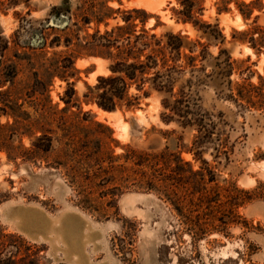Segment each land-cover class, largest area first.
<instances>
[{
	"label": "rangeland",
	"instance_id": "rangeland-1",
	"mask_svg": "<svg viewBox=\"0 0 264 264\" xmlns=\"http://www.w3.org/2000/svg\"><path fill=\"white\" fill-rule=\"evenodd\" d=\"M0 1V35L9 41L5 58L0 60L17 61L19 72L11 93L20 98L22 109L38 116L31 90L33 72L42 61L52 60L54 54L74 57L78 72L69 82L75 90L74 101L81 106L78 109L71 104L64 116L60 114L68 133H75L73 144L66 132L58 128L61 121L57 123L54 117L49 124L53 138L49 152L36 154L32 161L18 158L16 162L0 152V264H264V108L244 109L230 102L213 101L211 93L204 96L205 107L224 113L232 151L229 158L223 154L215 156L213 144L204 151L203 158L215 174L210 193L216 190L215 184L219 186L220 197L213 204V211L224 213L229 223L223 231L211 230L200 239L186 230L161 195L140 188L137 183L124 182L127 170L98 171L95 161L87 157L93 149L84 148L83 143L95 144L99 137L103 141L100 155H107L110 150L121 155L127 147L152 146L161 151L168 145L171 150L180 151L194 169L201 165L189 151L194 130L161 121L159 94L152 93L136 108L114 111L83 102L86 85H93L98 75L109 72V61L96 55L103 49L87 42L96 28L101 32L110 29L120 21L122 13H112L115 18L107 19V25H97L94 19L84 23L85 16L90 18L102 5L113 9L143 7L151 14L146 27L159 22L156 33L172 30L190 39L200 37V32L189 24L176 22L172 13L175 0ZM11 2L16 4L9 5ZM54 6L68 8L69 12L55 13ZM204 8L202 18L217 23L225 36L222 44L202 38L209 43V51L217 54L219 48H226L233 58L242 61V69L249 66L233 78L250 77L257 83L258 75L264 74V52L256 54L248 43L232 38L233 30L248 28L251 19L244 20L232 3L228 9H221L216 0H205ZM254 14H259L258 22L264 25V0L263 9ZM50 23L54 28H43ZM66 24L68 27L61 30ZM42 34L46 41L42 48L24 44H38ZM67 39L71 42L68 46L64 44ZM13 54H31L24 55L31 60L18 61ZM47 85L51 102L57 103L58 109L63 108L60 96L64 95L67 82L54 77L51 82L47 80ZM45 101L42 98L41 102ZM6 120L0 116L1 123ZM99 122L111 131L98 126ZM33 139L24 135L21 141L31 147ZM172 139L177 140V146ZM13 144H17L16 138ZM116 163L126 162L120 158ZM109 172L122 179L109 182ZM236 197L243 200L237 207L232 205Z\"/></svg>",
	"mask_w": 264,
	"mask_h": 264
},
{
	"label": "trees",
	"instance_id": "trees-1",
	"mask_svg": "<svg viewBox=\"0 0 264 264\" xmlns=\"http://www.w3.org/2000/svg\"><path fill=\"white\" fill-rule=\"evenodd\" d=\"M204 2L205 0H175L176 6L172 8L176 22L189 24L200 32V37L194 39L180 31L156 33L159 22L146 27L151 14L143 7L113 9L102 5L90 18L85 16L83 19L84 23L94 19L97 25H107V19L115 18L112 13H122L120 21L110 29L101 32L96 28L91 40L87 42L103 49L104 52L96 55L109 61V72L98 75L93 85H86L83 102L96 105L105 111H114L122 107L136 108L152 93L159 94L161 121L166 125L174 123L182 129L194 130L189 151L195 159L201 161V165L194 169L190 161L183 159L180 151L171 150L168 145L161 151L152 146L145 149L127 147L121 155H114L113 150L107 155H100L103 141L99 137L95 144V141H90L91 146L83 143L84 148L93 149L87 156L88 159L95 161L98 171H106V168L127 170L125 177L123 175L124 182L137 183L138 187L142 186L161 195L195 239L205 237L211 230L223 231L229 223L225 220L224 213L215 214L213 211V204L220 197L217 191L219 186L215 184L213 188L216 190L210 193V184L215 181V174L204 160L203 154L208 145L213 144L215 156L223 154L225 158H229L232 151L228 144L230 132H225L224 113L221 110L214 112L212 108L204 106L205 94L211 93L213 101L230 102L244 109L264 108V74L258 75L257 83H253L250 77L234 79L236 72L241 75L249 66L242 69V61L233 58L226 48H219L217 54L209 51V43L206 41L222 44L225 36L217 23L202 18ZM231 3L244 20L251 19L248 28L240 31L234 29L232 38L248 43L256 54L264 52V25L258 22L259 14H254L255 10L260 12L263 9V0H216L221 9H228ZM14 4L16 2L9 5ZM52 11L69 12V9L54 6ZM67 27L66 24L61 30ZM43 28L54 27L47 24ZM204 37L206 41L202 40ZM0 43L2 59L9 48V41L0 35ZM37 43L24 44L42 48L46 44L43 34ZM70 43L68 39L64 42L66 46ZM24 55L31 54H13L18 61L29 62L31 58ZM52 60L42 61L33 72L31 90L34 94V110L38 115L36 117L22 109V104L18 102L20 98L12 96L11 85L19 72L17 61L5 63L0 60V116L7 118L5 123L0 122V152H4L9 161L16 162L18 158L32 161L36 154L49 152L53 143L52 129L49 128L51 120L55 117L57 123L60 124V120L61 124H65L60 114L64 116L71 104L81 108L80 103L74 101L75 90L72 82H69L78 72L74 67V57L54 54ZM54 77L67 82L64 95L60 96L64 103L61 109L49 97L47 80L51 82ZM7 84L10 86H6ZM42 98L46 99L45 103L41 102ZM61 124L58 128L66 132L67 139L73 144L75 133H68V126ZM97 125L111 131L109 126L101 122ZM24 135L33 136L31 147L23 145L21 138ZM14 137L17 140L16 145L13 144ZM172 141L177 146V140ZM120 158L130 165L116 163ZM109 173L112 175L109 182L115 183L122 179L117 178L115 172ZM241 202L243 200L236 197L232 205L237 207Z\"/></svg>",
	"mask_w": 264,
	"mask_h": 264
},
{
	"label": "bare ground",
	"instance_id": "bare-ground-1",
	"mask_svg": "<svg viewBox=\"0 0 264 264\" xmlns=\"http://www.w3.org/2000/svg\"><path fill=\"white\" fill-rule=\"evenodd\" d=\"M137 1H138V0H137ZM141 1L144 2V0H141ZM141 1H140V2H141ZM150 1H151V0H150ZM152 1H153V2L155 1V2H156V0H152ZM152 1H151V2H152ZM135 2H136V1H135ZM163 2H164V1H163ZM163 2H162V3H163ZM147 3H149V2H147ZM160 3H161V0H160ZM136 4H139V5H140V4H142V3H138V2H136ZM150 4H151V3H150ZM156 4H157V3H156ZM156 4H155V5H156ZM151 5H152V4H151ZM151 5H150V6H151ZM143 6H144V5H143ZM148 6H149V4H148ZM153 6H154V5H153ZM146 7H147V4H146ZM246 49H248V48H246ZM250 50H251V49H250Z\"/></svg>",
	"mask_w": 264,
	"mask_h": 264
},
{
	"label": "water",
	"instance_id": "water-1",
	"mask_svg": "<svg viewBox=\"0 0 264 264\" xmlns=\"http://www.w3.org/2000/svg\"><path fill=\"white\" fill-rule=\"evenodd\" d=\"M52 23H50V25H51Z\"/></svg>",
	"mask_w": 264,
	"mask_h": 264
}]
</instances>
